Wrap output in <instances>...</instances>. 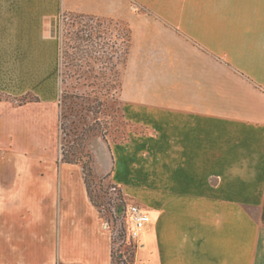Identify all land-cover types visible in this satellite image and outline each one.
I'll list each match as a JSON object with an SVG mask.
<instances>
[{
	"label": "crops",
	"instance_id": "0c3cea01",
	"mask_svg": "<svg viewBox=\"0 0 264 264\" xmlns=\"http://www.w3.org/2000/svg\"><path fill=\"white\" fill-rule=\"evenodd\" d=\"M65 13L131 28L123 116L148 132L109 144L149 215L131 264H264V0H0V264H112L59 156Z\"/></svg>",
	"mask_w": 264,
	"mask_h": 264
},
{
	"label": "rangeland",
	"instance_id": "374dc122",
	"mask_svg": "<svg viewBox=\"0 0 264 264\" xmlns=\"http://www.w3.org/2000/svg\"><path fill=\"white\" fill-rule=\"evenodd\" d=\"M74 14L65 13L60 21V37L63 36L64 48V72L60 77L63 79L61 83L63 93L59 97L60 161L61 163L81 164L85 185L110 231L111 254L114 264H117L118 261L131 264L135 249L138 247V242H136L138 238L128 239L131 224L126 209L131 202L124 199L120 186L109 178L111 164L109 144L128 140L134 132L142 134L148 132L146 128L132 126L122 116L123 104L126 99L124 78L132 37L128 52L125 54V41L123 37L115 39L117 30L113 29V25H109L107 20L102 18H93V24L100 23L104 30L101 33L103 38L97 40L99 46L106 48L105 42L116 41L121 57L113 58L111 62L103 58L100 61L88 60L89 58L77 60L72 54L75 33L77 28L83 27L82 24L85 26V22L89 24L92 22L88 19L77 18ZM118 21L126 23L123 20ZM87 60L95 67L106 64L110 67L115 63L117 74L110 72L109 76L108 72H105V76L99 74L96 78L83 79L82 76L78 78L67 73V70L71 71V68L80 64L83 65H81L82 68H86ZM156 72L157 69H153L151 75L154 76ZM111 76H114V79ZM87 81H94L96 85L92 87L82 85ZM118 206L120 208L117 211L116 207ZM111 235L116 236L115 243H112Z\"/></svg>",
	"mask_w": 264,
	"mask_h": 264
},
{
	"label": "trees",
	"instance_id": "16d2710c",
	"mask_svg": "<svg viewBox=\"0 0 264 264\" xmlns=\"http://www.w3.org/2000/svg\"><path fill=\"white\" fill-rule=\"evenodd\" d=\"M70 14V13H68ZM74 16H77V18L80 19H88L90 22H92L93 18L94 19H100V17H96L93 15H86V14H74ZM103 19V18H102ZM107 20L109 25H113V29L117 30L116 35H115V39L118 40L120 38L123 37L124 41H125V54H127L128 49H129V43L131 40V30L129 28V26L121 21L118 20H113V19H104ZM85 26L82 24V28H77V32L75 33V44L73 45V52L72 54L75 55V58L77 60H82V59H86L89 58L88 60L93 59L94 61H100V59H105L106 61H110L111 59L115 58V59H119L121 57V52L117 49V42L113 41L112 43L110 42H105L104 44H106V48L99 46V40L101 37L103 38V36H101V33L104 32L103 28L100 26V23H96V24H89L88 22L84 23ZM121 31V32H120ZM62 35V34H61ZM62 37H60V71H59V76L62 77V74L64 72V64H63V57H64V48H63V41H62ZM84 42V43H83ZM83 43V44H82ZM126 59V57H125ZM87 60V63L85 64L86 68L83 67L82 68V64L77 65L74 68H71L70 70H67V73L71 76H77L78 78H80L81 76L83 77V79H90V78H96L99 74H101V76H105V72H108V74L111 72L112 74H117V65L115 63H113L110 67L109 66H98L95 67L92 65V63H89ZM82 65V66H81ZM110 76V74H109ZM112 79H114V76H111ZM63 82V79L60 78V97L61 94L63 93V90L61 89V83ZM82 85L85 86H94L96 85L93 82L87 81V82H83ZM86 95H88V93H86ZM60 100V98H59ZM60 102V101H59ZM123 116V114H122ZM126 140V139H125ZM124 140V141H125ZM123 142V141H122ZM116 143V142H115ZM84 169V167H83ZM85 180V178H84ZM87 188V187H86ZM87 192L89 194V197L91 199V201L93 202V204L95 205L91 193L89 191V189L87 188ZM120 207H116V210L118 211ZM112 238V243L116 242V236L115 235H111ZM112 264H114L113 261V257H112ZM117 264H124L122 261H118Z\"/></svg>",
	"mask_w": 264,
	"mask_h": 264
},
{
	"label": "built area",
	"instance_id": "2783aa9c",
	"mask_svg": "<svg viewBox=\"0 0 264 264\" xmlns=\"http://www.w3.org/2000/svg\"><path fill=\"white\" fill-rule=\"evenodd\" d=\"M126 214L131 224L128 232V239H137L149 222V215L137 203L131 202L127 206Z\"/></svg>",
	"mask_w": 264,
	"mask_h": 264
}]
</instances>
